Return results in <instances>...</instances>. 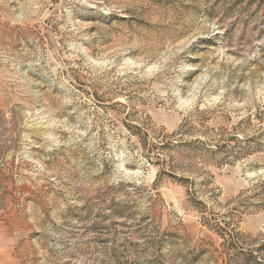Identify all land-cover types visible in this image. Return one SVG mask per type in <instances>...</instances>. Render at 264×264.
<instances>
[{"label": "rangeland", "instance_id": "obj_1", "mask_svg": "<svg viewBox=\"0 0 264 264\" xmlns=\"http://www.w3.org/2000/svg\"><path fill=\"white\" fill-rule=\"evenodd\" d=\"M264 0H0V264H264Z\"/></svg>", "mask_w": 264, "mask_h": 264}, {"label": "trees", "instance_id": "obj_2", "mask_svg": "<svg viewBox=\"0 0 264 264\" xmlns=\"http://www.w3.org/2000/svg\"><path fill=\"white\" fill-rule=\"evenodd\" d=\"M263 113H261V115H256L257 117H259L260 123H264V115H262Z\"/></svg>", "mask_w": 264, "mask_h": 264}]
</instances>
